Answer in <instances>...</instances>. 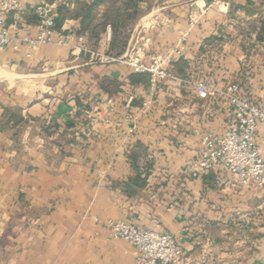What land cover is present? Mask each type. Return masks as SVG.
Masks as SVG:
<instances>
[{
    "label": "crops",
    "instance_id": "obj_1",
    "mask_svg": "<svg viewBox=\"0 0 264 264\" xmlns=\"http://www.w3.org/2000/svg\"><path fill=\"white\" fill-rule=\"evenodd\" d=\"M43 4L55 13L69 6L18 0L5 17L14 40L35 34ZM140 8L120 56L108 53L109 25L97 43L81 33L91 54L53 43L0 49V264H135V249L110 237L109 219L170 234L181 264H264V190L232 186L223 172L192 177L187 169L202 149L200 134L223 132V98L202 101L192 85L172 81L131 82L136 73L116 61L149 62L185 34L172 75L192 83L206 77L219 91L237 84L250 102L262 103L231 78L255 49L264 55L256 38L264 0ZM61 30L77 34L79 18ZM257 65L264 87V59Z\"/></svg>",
    "mask_w": 264,
    "mask_h": 264
},
{
    "label": "built area",
    "instance_id": "obj_2",
    "mask_svg": "<svg viewBox=\"0 0 264 264\" xmlns=\"http://www.w3.org/2000/svg\"><path fill=\"white\" fill-rule=\"evenodd\" d=\"M63 1V0H56ZM18 0L0 1V49L18 45L35 47L37 45L56 44L67 46L71 52L90 53L91 50L83 35L75 32H57L54 28L56 14L54 7L43 4L35 9L38 18L33 36L24 34L14 40L5 24L6 15L16 8ZM106 44L111 41L109 29L104 34ZM186 51V35L166 54L155 56L149 62H143L139 56H124L116 61L126 64L136 74L149 76L150 86L164 81H172L182 88L194 87L197 98L208 101L220 96L227 108V120L222 133L203 132L200 134L202 149L195 161L188 162L187 169L192 177H198L209 171L223 172L229 175L232 186H254L264 190V146L260 139L264 134V102L253 103L240 93L237 84H227L222 90H216L204 81L191 82L187 78L176 77L170 73L172 65L180 60ZM98 60L108 62L101 56ZM146 105V104H144ZM106 228L114 240H122L135 249V264H181L180 251L174 238L167 233L138 229L132 224L106 220Z\"/></svg>",
    "mask_w": 264,
    "mask_h": 264
},
{
    "label": "trees",
    "instance_id": "obj_3",
    "mask_svg": "<svg viewBox=\"0 0 264 264\" xmlns=\"http://www.w3.org/2000/svg\"><path fill=\"white\" fill-rule=\"evenodd\" d=\"M69 6L59 5L56 9L54 19V30L61 32L65 21L71 18H79L81 35L83 32H89L95 43L99 41V36L105 30L107 25L111 30V41L109 43L108 53L115 52L120 56L127 44L126 31L134 25L135 21L143 14L145 10L140 8L142 0H68ZM70 5H73L72 9ZM102 9V12L99 11ZM260 34L256 37L258 41H264V25ZM182 78H185L184 76ZM131 82H149V76L144 74H135L130 76ZM207 82L206 77L201 80ZM9 114L10 109L6 110ZM16 119L15 113L11 115Z\"/></svg>",
    "mask_w": 264,
    "mask_h": 264
},
{
    "label": "rangeland",
    "instance_id": "obj_4",
    "mask_svg": "<svg viewBox=\"0 0 264 264\" xmlns=\"http://www.w3.org/2000/svg\"><path fill=\"white\" fill-rule=\"evenodd\" d=\"M164 0H142V3L147 4L149 8L152 6H157L160 3H162ZM132 27L126 31V35H129ZM253 44L250 43V47ZM93 46V45H91ZM249 60L244 61V66H241L240 71L236 73V75L231 78L233 82L235 80L240 81L241 83L245 84L244 89H246L249 94L252 96V98H260L264 101V87H259V79L256 81L257 77L261 75L259 70L257 69V63L263 61L264 55H261V53H256V49L251 55L249 56ZM259 96V97H256Z\"/></svg>",
    "mask_w": 264,
    "mask_h": 264
}]
</instances>
